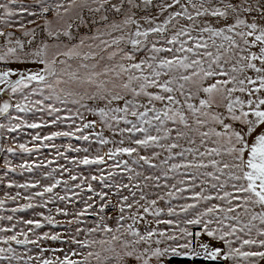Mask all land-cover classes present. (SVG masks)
<instances>
[{
  "label": "snow or ice",
  "instance_id": "1",
  "mask_svg": "<svg viewBox=\"0 0 264 264\" xmlns=\"http://www.w3.org/2000/svg\"><path fill=\"white\" fill-rule=\"evenodd\" d=\"M38 19L39 42L28 28ZM29 113L39 122L19 115ZM0 117L8 132L71 121L33 135L49 142L35 150L56 148L69 164L100 173L58 165L47 184H15L36 191L10 211H34L0 216L9 222L0 224V264L264 261V0H0ZM60 137L89 144H69L83 153L69 157L52 143ZM133 154L141 171L124 160L128 183H109L118 173L104 175L105 157ZM17 198L0 199V208Z\"/></svg>",
  "mask_w": 264,
  "mask_h": 264
},
{
  "label": "rangeland",
  "instance_id": "2",
  "mask_svg": "<svg viewBox=\"0 0 264 264\" xmlns=\"http://www.w3.org/2000/svg\"><path fill=\"white\" fill-rule=\"evenodd\" d=\"M24 4L32 3V0H22ZM54 13H49L48 18L51 19L53 17ZM19 19V17H17ZM29 19L26 17V20ZM44 21L42 19L37 20V24H29L28 28H36L37 31V42H39L41 39L44 38V33L41 32L38 25H43ZM21 35L20 32H17V36ZM24 39H31L30 37H25ZM48 42H52V38H48ZM29 67H35L34 65H28ZM13 67H22V65H13ZM13 115H17L13 111ZM22 118H27L29 120L35 119L37 122H39V115L37 114L36 117H33L31 113L29 114H19ZM61 115H67V112H62ZM45 120H50L51 118L48 116H44ZM88 119H93L92 116H88ZM15 122V121H14ZM0 123H7V120L4 117H0ZM71 123V121L65 122L63 124H60L58 126H50L48 128L44 129H28L23 128L20 130H17L16 132H8L7 130H0V135H2L3 138H0V146H2L3 150H0V199H5L8 196H15L17 192L21 193V198H17V200L13 201L11 199H7L4 207L0 208V216H6V215H15L17 217H23L25 219L32 218V213L34 210L30 209L26 212H17L13 214L10 210L12 208H16L21 204L28 203V201L22 199L23 196L30 194L33 191H36V189H23V188H17L15 187V184H24V183H30L33 181H39L42 185L47 184L48 180L45 179V175L47 172L51 171L53 168H57L58 165H65L67 167H71L73 169V174H82L83 176L90 177L91 175H99L100 173L96 170L97 166H84L81 165L79 168L69 164V161L58 157L56 155L57 149L56 148H44L39 147V150H35V146L40 145L41 143H49L47 141L39 142L34 141L32 139L33 135H35L37 132H39L41 135H45L50 133L51 131L55 130H68L67 125ZM80 121L77 120V124H79ZM89 131L86 129L85 134H87ZM96 131H100V128L98 127ZM104 134L106 137L112 138L111 134L105 130ZM79 135V133H77ZM115 139H119V137H115ZM21 143L27 144L29 148H33L34 150L31 153L23 152L21 149H19L18 145ZM52 143L56 144L59 148L60 152H65L69 157H74L77 155L82 156L83 153L77 154L74 152H68L67 146L69 144L73 145L74 147H87L89 142L83 141V140H76L75 138H64L60 137L57 138ZM98 145L95 143L92 144V150H94ZM114 147V145H106L103 147L102 151L107 152L109 148ZM8 148L15 149L14 152H8ZM94 154V152H93ZM135 158V154H133L132 157H129L127 155H120L115 158V160H108L107 157L105 159L107 160V164L101 165L99 167L104 168V175L107 177L108 172H116L118 175L115 176L114 179L110 178L108 180L109 183H128L127 177L131 175V173L123 171V161L128 160L129 165L133 168H135L137 171H141V169L137 166L132 164V160ZM52 160L53 163L49 164L48 161ZM119 162L121 167L117 169H113L109 167V165H112L113 163ZM21 164H31L33 165V169L31 171H28L26 168H21ZM38 165H41L37 167ZM15 169V171H12L11 169ZM57 178H61L60 174L57 173ZM63 179L68 178V173L63 174ZM91 182L93 184L94 188H97L99 190L100 185L96 181H86ZM70 184H73L75 182L69 181ZM9 184H13L12 187H9ZM57 192H59L61 195L64 194L63 191V185H61L60 188L56 189ZM75 191L80 192V189H75ZM161 190V194H162ZM124 194H127V190H125ZM83 197H87L88 195H92L91 193H88L87 191H84L81 193ZM149 198H153L151 194H149ZM73 199H76L73 197ZM113 203H116V197H112ZM161 205L164 202H159ZM173 203H177V201H173ZM80 204H74V205H68L69 210L78 209L80 208ZM50 207H53V214L54 212V206L50 205ZM35 211H45V214H47V211L45 209H35ZM110 215H116L117 212L115 210L109 209ZM57 219L64 220L66 218L58 216ZM92 218H88L89 223L91 222ZM15 221H13L14 223ZM128 223H131V221H128ZM0 224L8 225V221H0ZM19 227H24V225H19ZM161 228L164 227V225H160ZM49 228L46 227L45 229L41 231H48ZM57 231L63 232V228L56 229ZM198 230V229H197ZM204 240H208L207 237H202ZM214 243V242H213ZM0 246H3L0 244ZM14 247L17 248L18 251H24L22 246H17L13 244ZM53 246H59V245H53ZM32 247V246H29ZM35 251V249H34ZM47 255H51V253H48ZM203 261V260H202ZM207 263L211 261H205ZM212 263V262H211ZM214 263V262H213ZM93 264H95V261H93ZM260 264H264V261H261Z\"/></svg>",
  "mask_w": 264,
  "mask_h": 264
},
{
  "label": "trees",
  "instance_id": "3",
  "mask_svg": "<svg viewBox=\"0 0 264 264\" xmlns=\"http://www.w3.org/2000/svg\"><path fill=\"white\" fill-rule=\"evenodd\" d=\"M184 264H191V262H184ZM195 264H214V263L213 262L212 263L211 262L207 263V262L202 261V260H197L195 262Z\"/></svg>",
  "mask_w": 264,
  "mask_h": 264
}]
</instances>
